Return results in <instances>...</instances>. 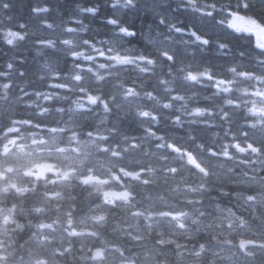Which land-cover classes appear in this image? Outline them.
I'll list each match as a JSON object with an SVG mask.
<instances>
[{"label":"clouds","instance_id":"obj_1","mask_svg":"<svg viewBox=\"0 0 264 264\" xmlns=\"http://www.w3.org/2000/svg\"><path fill=\"white\" fill-rule=\"evenodd\" d=\"M0 264H264V0H0Z\"/></svg>","mask_w":264,"mask_h":264},{"label":"trees","instance_id":"obj_2","mask_svg":"<svg viewBox=\"0 0 264 264\" xmlns=\"http://www.w3.org/2000/svg\"><path fill=\"white\" fill-rule=\"evenodd\" d=\"M16 10L22 15L26 11V8L23 5H21Z\"/></svg>","mask_w":264,"mask_h":264}]
</instances>
